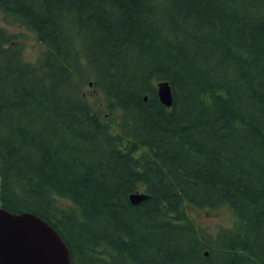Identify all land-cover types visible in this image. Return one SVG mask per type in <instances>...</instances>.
<instances>
[{
    "label": "trees",
    "instance_id": "1",
    "mask_svg": "<svg viewBox=\"0 0 264 264\" xmlns=\"http://www.w3.org/2000/svg\"><path fill=\"white\" fill-rule=\"evenodd\" d=\"M6 16L45 52L27 62L0 28V207L45 219L72 264H264V0H0ZM186 206L237 219L209 256Z\"/></svg>",
    "mask_w": 264,
    "mask_h": 264
},
{
    "label": "water",
    "instance_id": "2",
    "mask_svg": "<svg viewBox=\"0 0 264 264\" xmlns=\"http://www.w3.org/2000/svg\"><path fill=\"white\" fill-rule=\"evenodd\" d=\"M157 94L163 105L172 107L169 82L158 83ZM146 198L137 192L131 201ZM0 264H71V255L59 232L41 217L0 208Z\"/></svg>",
    "mask_w": 264,
    "mask_h": 264
},
{
    "label": "rangeland",
    "instance_id": "3",
    "mask_svg": "<svg viewBox=\"0 0 264 264\" xmlns=\"http://www.w3.org/2000/svg\"><path fill=\"white\" fill-rule=\"evenodd\" d=\"M65 29L63 32L67 34L72 43V47L78 46L79 50H77V58H81L82 60L87 59L89 57V61L87 63L80 64L76 61L75 66L78 68V73L82 80L88 78L89 75H100V62L96 61L95 58V50L90 49L88 45L87 35L86 42L87 47L85 45V35L83 33L80 26L76 24H69L67 22L63 23ZM0 28H4L8 33L14 34L17 36V39L23 42L22 51L23 57L27 62L35 63L38 61L39 56L45 52V47L38 42L36 36L29 31L26 27L22 25H18L15 23L9 16L6 18L0 19ZM74 38V39H72ZM94 78L88 79L84 84H82L81 91L86 94L89 103L92 105L93 109L97 113H101L100 115L106 118V115L109 113L105 108V100L102 97L99 90L95 89L93 84L89 85V82H94ZM108 117V116H107ZM118 122L119 119H112V122ZM115 125V124H113ZM115 132V130L113 129ZM118 131V130H117ZM116 131V132H117ZM25 201V206L28 207L29 204H33V201L28 200L25 196L23 197ZM28 200V201H26ZM61 202V201H60ZM187 208V215H191L194 219L197 226L204 230L205 236L210 240L211 243L209 245L210 248L207 247L206 250H210V253L215 252L214 249L218 248L217 241H214L217 237H220L224 230L232 229L235 227L236 218L231 210L227 207H221L216 209H198L189 206Z\"/></svg>",
    "mask_w": 264,
    "mask_h": 264
},
{
    "label": "bare ground",
    "instance_id": "4",
    "mask_svg": "<svg viewBox=\"0 0 264 264\" xmlns=\"http://www.w3.org/2000/svg\"><path fill=\"white\" fill-rule=\"evenodd\" d=\"M136 194H137V192H135V193L130 195V201H131V196L136 195ZM131 203L134 204V205L140 204V203H133L132 201H131Z\"/></svg>",
    "mask_w": 264,
    "mask_h": 264
},
{
    "label": "flooded vegetation",
    "instance_id": "5",
    "mask_svg": "<svg viewBox=\"0 0 264 264\" xmlns=\"http://www.w3.org/2000/svg\"><path fill=\"white\" fill-rule=\"evenodd\" d=\"M248 257L252 258L253 256H250V254H247Z\"/></svg>",
    "mask_w": 264,
    "mask_h": 264
}]
</instances>
